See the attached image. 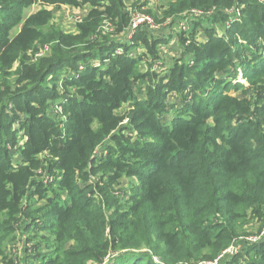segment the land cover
I'll return each instance as SVG.
<instances>
[{"label":"trees","instance_id":"1","mask_svg":"<svg viewBox=\"0 0 264 264\" xmlns=\"http://www.w3.org/2000/svg\"><path fill=\"white\" fill-rule=\"evenodd\" d=\"M61 6L86 10L71 32ZM143 6L170 29L212 12L124 40L126 0H0V264H183L231 243L220 264H264V236L241 239L264 228V0Z\"/></svg>","mask_w":264,"mask_h":264},{"label":"built area","instance_id":"2","mask_svg":"<svg viewBox=\"0 0 264 264\" xmlns=\"http://www.w3.org/2000/svg\"><path fill=\"white\" fill-rule=\"evenodd\" d=\"M126 4H127L128 9L131 12V19H130L127 30L125 31V33L121 34L124 37V40H129L131 38V36L133 35V33L140 28H147L148 30H151V31L159 30L160 26L158 28L156 27L157 24L155 23L153 17L150 14L145 13V12L140 11V10H134L132 8V6L130 4H128L127 0H126ZM241 8H242L241 6L234 5L232 7L224 9V12L229 13V16H230L229 18L232 19L230 25L233 22H235V18H240ZM82 10L84 11L83 14H81L75 18L76 23L81 22L82 18L84 17V15L86 13L85 9H82ZM211 12H212V10L205 11V12L197 10V9L188 10V11L184 12L183 14L179 15V17L177 18V22H176L177 23L176 28L185 32L189 29V24H190L191 20L196 21L199 18L203 17V15H208ZM197 17H199V18H197ZM224 27L227 28L228 26L226 24H224ZM103 28L106 30L111 29L110 24L108 22H106L104 24ZM219 34L217 32L218 36H219ZM162 47H161V50L163 53L162 58H164L166 56H164V51H163ZM46 50H47V46H44V48L41 51L35 53L34 56L38 58V57L42 56L46 52ZM121 52H122L121 48H118L115 51V53H121ZM131 52L134 53V52H137V50H133ZM163 61H164V59L161 62L159 61V63H158L159 66H161L163 64ZM188 61H190V60H188ZM239 73H241V72L239 71L238 74ZM237 81H239V80H237ZM239 82L245 83V79H244V82L243 81H239ZM57 111L61 112V107H58ZM126 120H127V118L124 119V121H126ZM262 234H264V228L261 230V232L257 236H254V237H252V236L243 237L242 236L241 239H243V241H249L252 243V242H256L259 239H261ZM239 248H240V246L237 243H231L226 248L221 250L216 255V257L213 258L212 260H200V261H196V262H185L183 264H220V262L222 261L223 258L234 255L239 250ZM154 260L156 262H159L155 258H154Z\"/></svg>","mask_w":264,"mask_h":264},{"label":"rangeland","instance_id":"3","mask_svg":"<svg viewBox=\"0 0 264 264\" xmlns=\"http://www.w3.org/2000/svg\"><path fill=\"white\" fill-rule=\"evenodd\" d=\"M128 1V4H130L131 6H132V4H133V0H127ZM38 8V6H32V7H30V8H28V9H26L25 10V14H28V13H30L31 11L33 12V11H35L36 9ZM62 8V7H61ZM226 8H228V7H225L224 9H226ZM146 9H148V8H146V7H141V8H139V10L140 11H146ZM224 9H223V12H224ZM52 10H53V23H54V25H56V26H59V27H61L62 29H64L65 31H68V32H71V31H73L74 29H75V25H76V22H75V18L77 17V16H79V15H81V14H83V10L82 9H71V8H69V9H66V8H62L61 10H57V8H52ZM149 14V13H148ZM224 14H225V16H226V18L224 17V20H223V22L222 23H224V24H226L228 27L230 26V23H231V18H229L230 16H229V13H226V12H224ZM151 15V14H150ZM209 15H211V14H208V15H203V17H204V19H203V21L205 22V19H207V17L209 16ZM152 16V15H151ZM153 17V16H152ZM197 18H199V17H197ZM159 22H161V24L160 23H157V22H155L157 25H156V27L158 28L159 26L160 27H163V28H159V30L158 31H163V32H165L167 35H169V34H171L172 33V31H174L175 30V28L177 27V23H175L174 24V28H169V25H170V19H165L163 22L162 21H159ZM241 22V18H235V22H233V23H240ZM190 25V24H189ZM216 35V34H215ZM222 35V33L221 34H219V36H221ZM119 36V35H118ZM218 36V35H217ZM119 37H121V36H119ZM175 37V38H174ZM173 40L172 39H170L171 41L168 43L170 46L173 44V43H177L178 44V38L176 37V34L175 35H173ZM240 40L241 41H243L241 38H240ZM166 41H168V39H166ZM168 44L164 47H162L163 48V51H164V56H167V57H169V58H171V57H178L179 56V54H180V47H179V45H178V47H177V49L179 50L178 52H177V50H176V52L173 50V48H172V46H171V50H172V52H169V50L167 49V46H168ZM251 53V52H250ZM263 54H264V52H263ZM165 58V57H164ZM163 65H166L165 63H164V61H163ZM165 68H167V67H165ZM237 80H239V81H243L244 82V77H243V75H242V73H237V75H236V81ZM167 119V118H166ZM165 122H167V121H165ZM126 182V181H125ZM134 183V182H133ZM127 191H128V188L126 189ZM120 194H123L124 195V193H123V191L120 193ZM128 195V193H125V196H127ZM258 225L256 224V223H254V222H248V223H246L245 224V226H244V231L246 232V236H243V237H250V236H252V237H254V236H257L259 233H260V231H258ZM261 230V229H260ZM258 231V232H257ZM254 232V233H253ZM264 236V234H262V236L261 237H263ZM259 238V237H258ZM12 247H13V249L14 250H16L17 251V253H21V246H20V244L19 243H16V244H13L12 243Z\"/></svg>","mask_w":264,"mask_h":264},{"label":"crops","instance_id":"4","mask_svg":"<svg viewBox=\"0 0 264 264\" xmlns=\"http://www.w3.org/2000/svg\"><path fill=\"white\" fill-rule=\"evenodd\" d=\"M61 7H62V8H66V9H69V8L74 9V8H72V7H64V6H61ZM61 7L59 8V10L62 9ZM57 10H58V9H57ZM52 12H53V10H52ZM172 40H173V38H172ZM170 41H171V40H170ZM170 41H169V42H170ZM169 42H168V43H169ZM172 45H173V46H172ZM172 45H171V46H172L173 50H174L175 52H176V50H177V52H178L179 50L177 49V47H178L179 44H177V43H176V44L173 43ZM171 46H170L169 44H168V46H167V49L169 50V52H172V50H171ZM177 52H176V53H177ZM165 59L168 61V60H170L171 58H169V57L166 56ZM131 180H132V179H131ZM125 181H126V182H125ZM128 182H130L129 179H124V183H128Z\"/></svg>","mask_w":264,"mask_h":264}]
</instances>
